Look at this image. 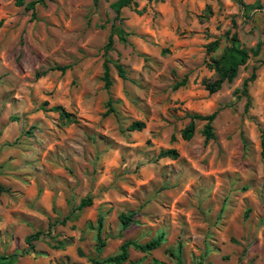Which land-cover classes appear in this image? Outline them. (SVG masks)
Here are the masks:
<instances>
[{
	"label": "rangeland",
	"instance_id": "rangeland-1",
	"mask_svg": "<svg viewBox=\"0 0 264 264\" xmlns=\"http://www.w3.org/2000/svg\"><path fill=\"white\" fill-rule=\"evenodd\" d=\"M31 1L0 0V264H264V0ZM233 35L249 60L210 94Z\"/></svg>",
	"mask_w": 264,
	"mask_h": 264
},
{
	"label": "trees",
	"instance_id": "trees-1",
	"mask_svg": "<svg viewBox=\"0 0 264 264\" xmlns=\"http://www.w3.org/2000/svg\"><path fill=\"white\" fill-rule=\"evenodd\" d=\"M51 1V0H49ZM146 1H151V0H146ZM240 6H242L244 9H249L253 5H246L244 4L241 0H236ZM93 4L96 5L98 3V0H92ZM21 1H19V5H21ZM36 4H40L41 6L45 7L46 2L45 0H34L25 5V9L27 11H31L32 15H34V8ZM132 6H136L135 0H117L116 2L111 4V9L116 13V16L120 13V11L124 8H130ZM112 44V39L110 38L105 46V50H109ZM218 47V42L215 41L213 43H210L209 45L206 46V51L208 53L215 52ZM256 54V53H255ZM249 60V53L247 50L244 48H241L238 45V40L235 35L232 36L231 38V45L230 47L226 48L218 58L214 59L212 61V64L210 67L214 71V74L216 76V79L213 82H207L205 84V89L210 93H216L219 91L221 88L222 84L224 82L230 83L235 79L237 76V71L239 67L244 66L247 61ZM67 69L66 66L64 67H54L51 70H57L62 73L65 72ZM116 69L118 70L119 77L124 78V70L120 65L116 66ZM254 80V74L251 75V77L247 80L244 81L243 83V94L247 96V85L249 82ZM103 81L105 88H108L110 85L109 77H108V69L107 65L104 64V73H103ZM183 83H177L173 87V90H176L179 86H182ZM249 104V99L247 98V106ZM52 111H57L59 112V117L65 121V122H71V120L74 118V115L66 112L62 107L57 106L53 107L51 109ZM217 115V112H214L210 115H196L192 114L190 115V122L188 125L181 131V138L185 141L190 140L195 132V125L194 121L199 120L205 122L204 127L202 128V135L204 137V142L209 141L210 139L214 138V132H213V127L212 123ZM145 127L144 123L141 121L134 122L128 127L129 131H141ZM261 147L262 151H264V131L262 132L261 136ZM177 151L174 149H168L165 151H160L159 152V157H167L168 158H176ZM1 191V188H0ZM91 205V199H84L80 202L79 207L84 208L88 207ZM119 221L122 224L123 227H128L130 224L135 223L133 220V214H126V215H121L119 217ZM40 232H36L32 235H29L26 238V241L28 244L31 242L37 241ZM160 237H157L154 240L149 241L145 245H134L137 249L141 250L144 253L150 252L152 250H155L156 248L159 247L160 245ZM127 244H124L120 248V253L111 257L106 258L102 263L105 264H122L127 260L128 254H127ZM4 259L3 257H0V260ZM94 264H98L94 262Z\"/></svg>",
	"mask_w": 264,
	"mask_h": 264
}]
</instances>
